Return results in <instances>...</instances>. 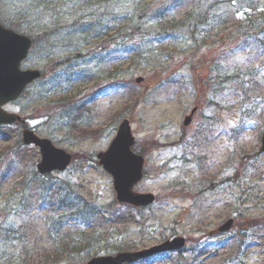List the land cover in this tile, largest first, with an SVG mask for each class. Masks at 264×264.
I'll return each instance as SVG.
<instances>
[{
	"label": "rangeland",
	"instance_id": "374dc122",
	"mask_svg": "<svg viewBox=\"0 0 264 264\" xmlns=\"http://www.w3.org/2000/svg\"><path fill=\"white\" fill-rule=\"evenodd\" d=\"M0 22L36 40L21 68L42 74L3 106L25 125L0 126V264H86L178 236L180 252L134 264H264V0H0ZM124 119L146 209L115 202L95 156ZM24 128L68 169L40 175ZM94 230L100 245L54 258Z\"/></svg>",
	"mask_w": 264,
	"mask_h": 264
},
{
	"label": "water",
	"instance_id": "95a60500",
	"mask_svg": "<svg viewBox=\"0 0 264 264\" xmlns=\"http://www.w3.org/2000/svg\"><path fill=\"white\" fill-rule=\"evenodd\" d=\"M31 40L19 35L12 30L4 29L0 25V125L23 123L20 117L7 113L1 107L8 102L16 100L22 94L26 86L40 78L38 70H20V64L26 59L31 48ZM137 79L136 82H140ZM183 121L184 126L191 122L192 114ZM22 141L27 145H33L39 149L40 161L37 170L40 174L53 171H64L71 162V155L52 145L48 139H40L29 130L22 133ZM134 138L130 131L128 120H123L117 130L115 138L111 141L105 152L98 153V165L112 177L115 199L120 204L131 207H146L154 202V196L150 193H136L134 186L142 179L144 166L143 157L134 154L131 147ZM264 152V132L261 136L259 153ZM232 221L226 222L219 231L230 229ZM185 244L183 238H173L158 246L139 252L118 253L115 256H98L90 259L87 264H125L133 263L138 259L150 255L181 249Z\"/></svg>",
	"mask_w": 264,
	"mask_h": 264
},
{
	"label": "trees",
	"instance_id": "16d2710c",
	"mask_svg": "<svg viewBox=\"0 0 264 264\" xmlns=\"http://www.w3.org/2000/svg\"><path fill=\"white\" fill-rule=\"evenodd\" d=\"M35 41L36 40L34 39V42ZM91 217L92 216L88 217V215L85 214V216H84L85 220L81 219V223L84 224L87 219L91 220ZM79 238H80V236L78 238L74 239V241H69L68 240L67 243H63L62 247L58 246L57 251H55V253H54V258L57 259L59 256H63L64 257V256H67V255L71 256V255H73L74 251L79 250V248H82V249L84 248L85 249L90 244H91L90 248H92V247H94L96 245H100V241L95 240V239H97V236L95 235V230H94L91 238H89L90 240L87 237H85V236H83V238H81V239H79ZM81 240H82V242L80 243L79 241H81ZM111 248H113V247H111ZM114 249H116V248H114Z\"/></svg>",
	"mask_w": 264,
	"mask_h": 264
}]
</instances>
